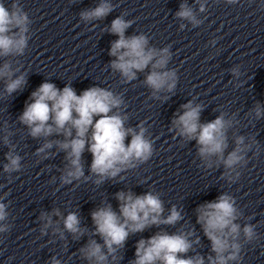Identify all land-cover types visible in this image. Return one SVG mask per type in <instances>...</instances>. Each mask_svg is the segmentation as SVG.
<instances>
[{
  "label": "clouds",
  "instance_id": "9594fccd",
  "mask_svg": "<svg viewBox=\"0 0 264 264\" xmlns=\"http://www.w3.org/2000/svg\"><path fill=\"white\" fill-rule=\"evenodd\" d=\"M240 0H226L228 4H238ZM108 0L91 9L82 12L81 19L90 21L103 19L112 10ZM206 10L201 3L199 11ZM177 18L190 22L194 27L202 21L198 20L192 7L187 3L180 5L176 13ZM28 13L14 0L11 10L0 2V56L22 55L27 46ZM132 24L131 20L122 17L114 19L110 32L119 38L112 43L109 55L116 57L111 62V67L121 73L126 81L136 78L137 72L144 71L151 65V71L145 83L155 93L172 92L176 87V73L174 70H165L170 59L169 48L157 49L148 47V38L144 34L125 36V31ZM184 25H181L183 28ZM14 71L8 62L0 67V79H6L5 92L11 95L21 89L26 83L23 75L15 79ZM232 74L239 76V68H233ZM31 103L26 104L19 120L28 127L29 135L33 138H45V142L37 149L36 155L40 159H47V151L55 145L60 151L66 153L67 164L60 177L62 184H72L84 176L81 163L82 154L86 146L92 154L91 173L98 177L96 184L102 183L106 178L114 179L127 168L134 167V162H146L153 154L152 142L146 138V129L139 126V131L125 128L126 116L119 112L110 114L113 109H119L123 103L120 96L112 91L92 87L77 95L70 86L58 89L53 83H42L31 94ZM184 111L173 120V128L177 134L187 141L195 140L197 155L205 166L212 168L214 165H223L225 172L223 178L230 183L240 179L241 171L248 164L247 155L259 145L255 138H246L242 135L235 136V147L225 155L228 149V131L233 127L235 117L226 118L227 113L221 112L214 120L200 123V113L203 105L192 101L181 106ZM255 119L264 117V106L259 103L254 109ZM56 134L63 136V140H48ZM8 133L3 137V142L9 145ZM131 136L128 144L125 140ZM10 148L14 146L9 145ZM215 157V160H213ZM7 163L4 164L5 173L11 174L21 170V157L13 151L6 154ZM116 199L119 201V214L112 209L110 204L97 208L91 213L95 226L94 235L103 240V245L95 239H90L86 246L79 251L89 264H108L109 257L117 260V250L124 246L130 233L144 231L152 225H175L182 219L181 214L173 206L167 217H162L164 206L159 195L151 192L136 196L132 192H118ZM0 197V222L8 218L7 205ZM233 196L225 193L217 200L207 202L196 209L197 223L201 225L204 235L211 241V251L215 255L207 257L208 264H240L242 259L241 236L244 243H251L258 238L256 226L245 223L243 226L236 221L242 213L235 206ZM52 216H61L59 209H54L51 214L42 213L40 219L44 221L41 233L52 226ZM64 229L71 233L74 239H79L87 229L82 228L80 218L76 212H70L63 218ZM10 225L0 223V233L8 232ZM53 228V233L59 232ZM191 231L179 234L158 232L148 239H141L136 245L135 260L131 264H205V257L197 254L184 258L193 247L189 239ZM64 239V233L60 232ZM198 242V238H197ZM106 249V251H105ZM51 264H61L53 257Z\"/></svg>",
  "mask_w": 264,
  "mask_h": 264
}]
</instances>
